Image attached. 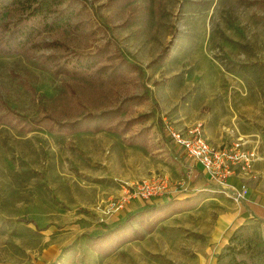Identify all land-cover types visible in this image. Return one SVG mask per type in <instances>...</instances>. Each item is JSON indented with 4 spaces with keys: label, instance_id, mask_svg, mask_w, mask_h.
Wrapping results in <instances>:
<instances>
[{
    "label": "rangeland",
    "instance_id": "obj_1",
    "mask_svg": "<svg viewBox=\"0 0 264 264\" xmlns=\"http://www.w3.org/2000/svg\"><path fill=\"white\" fill-rule=\"evenodd\" d=\"M82 1L92 31L55 30L38 36L34 49L0 54V264H237L232 257L244 255L264 264V243L230 242L238 226L218 227L223 198L206 199L198 189L188 191H200L190 211L162 220L141 240L109 255L93 244L143 206L129 185L157 173L170 177L171 190L186 191L181 166L160 149L168 127L201 123L207 137L217 133L225 144L242 134L264 137V0ZM104 43L137 66L133 81L96 83L42 62L46 53L96 51ZM168 43L169 56L157 64ZM139 95L146 100L122 117L145 116L124 135L46 126ZM143 126L151 128L149 148L127 142Z\"/></svg>",
    "mask_w": 264,
    "mask_h": 264
},
{
    "label": "trees",
    "instance_id": "obj_2",
    "mask_svg": "<svg viewBox=\"0 0 264 264\" xmlns=\"http://www.w3.org/2000/svg\"><path fill=\"white\" fill-rule=\"evenodd\" d=\"M132 1L107 0L105 5L116 7ZM11 11H15L17 15L14 20L0 21L1 55L25 52L28 48L34 49L38 45L36 38L43 33L62 29L82 32L91 26H96L89 9L82 0H0V19ZM45 44L48 47L58 48V43L54 41ZM171 45L172 43H168L160 50L154 59L157 64L167 59L171 52ZM42 57L43 64L48 65L55 74L72 77L84 76L96 83L119 79L131 82L134 80L133 72L137 70L134 63L112 49L108 43L100 45L96 51L69 53L65 50L46 53ZM144 100H146L145 95L129 96L114 108L100 112H86L80 118L51 122L46 126L49 131L64 134L98 132L105 129L124 135L130 132L131 127L135 126L145 115L123 118V112L130 105L141 103ZM150 130L149 126H143L131 132L127 137V142L131 145H144L149 148V139L152 135ZM197 202L196 196H190L172 199L163 204L145 203L138 211L129 215L125 222L96 237L93 244L98 253L112 254L125 243L141 240L144 232H151L162 220L175 213L193 208ZM242 240L249 244L264 243V225L255 226L253 223L239 225L229 237V241ZM229 247L230 245H227L225 248L229 249ZM226 250L217 255L218 260L230 254ZM232 258H235L237 264H262L261 260L256 261L246 255L238 259L235 256Z\"/></svg>",
    "mask_w": 264,
    "mask_h": 264
},
{
    "label": "built area",
    "instance_id": "obj_3",
    "mask_svg": "<svg viewBox=\"0 0 264 264\" xmlns=\"http://www.w3.org/2000/svg\"><path fill=\"white\" fill-rule=\"evenodd\" d=\"M167 133V142L178 146L189 159L199 163L216 191L233 202L244 199L246 186L241 184L234 187L228 179L233 175L251 176L256 173L255 163H264V147L260 148L259 144H250L247 139L241 138L229 144L214 145L204 136L200 123L176 129L168 127ZM170 184L168 177L152 173L140 183L129 185V188L142 201H149L174 192Z\"/></svg>",
    "mask_w": 264,
    "mask_h": 264
},
{
    "label": "crops",
    "instance_id": "obj_4",
    "mask_svg": "<svg viewBox=\"0 0 264 264\" xmlns=\"http://www.w3.org/2000/svg\"><path fill=\"white\" fill-rule=\"evenodd\" d=\"M202 131L204 136L207 137L204 125L202 126ZM258 136L259 137H257L256 134H242L237 138L247 139L250 144L257 143L261 146L260 148H263L264 137H261L260 135ZM207 138L214 145L225 144L221 142V137L217 133L215 135H210V137ZM160 149H162L165 154H171L172 159L181 166L186 175L185 179L181 178V182L185 186L186 191L174 190V192L170 193V195L168 194L167 196L161 198L165 202L156 203L154 201H156L157 199H155L150 202H144L143 206L145 205V203L163 204L172 199H182L190 196L199 197L198 192L206 191V199H217V194L218 196L223 198L222 202L225 203V208L221 212L222 214L220 213L221 216L217 223H221L220 225H218V227L221 228V226L224 225L227 228L233 227L235 229L237 226L247 221L254 220L264 223V163H255L254 169L256 173L251 176L233 175L228 179V182L234 187H239L241 184H244L246 186L244 199L241 202H233L231 199L221 195L216 191L215 185L210 180H208L201 165L189 159L181 148L174 145L173 143L167 142L166 139L165 141L162 140L160 142ZM169 174L171 175L172 172H169ZM194 189H198L200 191L188 192L189 190L194 191ZM191 209L181 212L190 211Z\"/></svg>",
    "mask_w": 264,
    "mask_h": 264
}]
</instances>
